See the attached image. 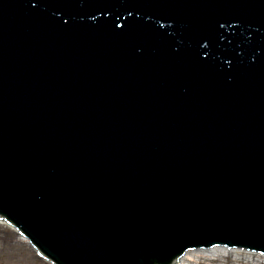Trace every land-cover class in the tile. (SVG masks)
I'll use <instances>...</instances> for the list:
<instances>
[{"label": "water", "instance_id": "1", "mask_svg": "<svg viewBox=\"0 0 264 264\" xmlns=\"http://www.w3.org/2000/svg\"><path fill=\"white\" fill-rule=\"evenodd\" d=\"M0 219L53 264L264 256V0H0Z\"/></svg>", "mask_w": 264, "mask_h": 264}, {"label": "bare ground", "instance_id": "2", "mask_svg": "<svg viewBox=\"0 0 264 264\" xmlns=\"http://www.w3.org/2000/svg\"><path fill=\"white\" fill-rule=\"evenodd\" d=\"M3 227L10 228L16 235L13 232H1ZM0 239L8 246L18 243L22 246L28 244L33 247L31 240L20 236L18 228H12L6 220L2 219H0ZM34 249L38 252L37 248ZM177 262L179 264H264V256L261 253H253L252 250L242 247L230 249L226 246H213L212 249L185 251L181 259H177Z\"/></svg>", "mask_w": 264, "mask_h": 264}, {"label": "rangeland", "instance_id": "3", "mask_svg": "<svg viewBox=\"0 0 264 264\" xmlns=\"http://www.w3.org/2000/svg\"><path fill=\"white\" fill-rule=\"evenodd\" d=\"M3 231L13 232L10 228L4 227L1 229V232ZM34 250L28 244L22 246L17 243L8 246L0 239V264H53L39 257L38 252Z\"/></svg>", "mask_w": 264, "mask_h": 264}]
</instances>
